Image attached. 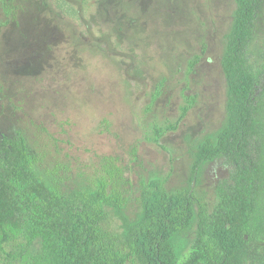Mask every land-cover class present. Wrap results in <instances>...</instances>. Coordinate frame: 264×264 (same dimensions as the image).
I'll return each mask as SVG.
<instances>
[{
	"label": "rangeland",
	"instance_id": "374dc122",
	"mask_svg": "<svg viewBox=\"0 0 264 264\" xmlns=\"http://www.w3.org/2000/svg\"><path fill=\"white\" fill-rule=\"evenodd\" d=\"M0 6V132L23 136L43 168L91 181L110 161L127 180L129 211L141 180L167 192L193 186L192 154L225 122L220 67L234 0H8ZM264 64V11L251 44ZM175 131L155 144L153 127ZM221 160L194 183L213 198L228 178ZM38 244L32 252H38ZM21 241L0 249V264Z\"/></svg>",
	"mask_w": 264,
	"mask_h": 264
},
{
	"label": "trees",
	"instance_id": "16d2710c",
	"mask_svg": "<svg viewBox=\"0 0 264 264\" xmlns=\"http://www.w3.org/2000/svg\"><path fill=\"white\" fill-rule=\"evenodd\" d=\"M220 67L225 122L192 154L191 181L221 160L228 178L213 198L193 187L167 192L141 180L129 211L127 180L106 160L91 181L59 164L43 168L23 136L0 140V249L21 241L3 264H264V64L254 70L253 29L264 0H234ZM153 127L158 144L175 131ZM38 244V252L32 248Z\"/></svg>",
	"mask_w": 264,
	"mask_h": 264
},
{
	"label": "flooded vegetation",
	"instance_id": "af4514ba",
	"mask_svg": "<svg viewBox=\"0 0 264 264\" xmlns=\"http://www.w3.org/2000/svg\"><path fill=\"white\" fill-rule=\"evenodd\" d=\"M2 5V12L4 16L7 18L10 16L13 12L12 10V5L8 2V0H0V6ZM1 28V26H0ZM1 33V32H0ZM5 136L0 132V140H2ZM8 138V137H5ZM9 139H14V138H9Z\"/></svg>",
	"mask_w": 264,
	"mask_h": 264
},
{
	"label": "water",
	"instance_id": "95a60500",
	"mask_svg": "<svg viewBox=\"0 0 264 264\" xmlns=\"http://www.w3.org/2000/svg\"><path fill=\"white\" fill-rule=\"evenodd\" d=\"M194 183H195V181L193 180V186H194ZM193 186H192V187H193Z\"/></svg>",
	"mask_w": 264,
	"mask_h": 264
}]
</instances>
